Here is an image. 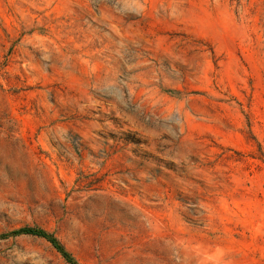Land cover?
<instances>
[{
    "label": "rangeland",
    "instance_id": "obj_1",
    "mask_svg": "<svg viewBox=\"0 0 264 264\" xmlns=\"http://www.w3.org/2000/svg\"><path fill=\"white\" fill-rule=\"evenodd\" d=\"M264 264V0H0V264Z\"/></svg>",
    "mask_w": 264,
    "mask_h": 264
},
{
    "label": "trees",
    "instance_id": "obj_2",
    "mask_svg": "<svg viewBox=\"0 0 264 264\" xmlns=\"http://www.w3.org/2000/svg\"><path fill=\"white\" fill-rule=\"evenodd\" d=\"M20 233L28 234V235H35L38 237L45 238L52 246L59 252L62 257L70 264H76L74 260H72L70 254L64 250V248L56 241V239L50 237L48 234H46L43 231L40 230H34V229H24L20 230Z\"/></svg>",
    "mask_w": 264,
    "mask_h": 264
}]
</instances>
